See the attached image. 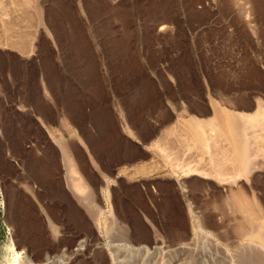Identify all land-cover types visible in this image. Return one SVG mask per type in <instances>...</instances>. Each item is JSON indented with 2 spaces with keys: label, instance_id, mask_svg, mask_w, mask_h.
<instances>
[{
  "label": "rangeland",
  "instance_id": "1",
  "mask_svg": "<svg viewBox=\"0 0 264 264\" xmlns=\"http://www.w3.org/2000/svg\"><path fill=\"white\" fill-rule=\"evenodd\" d=\"M259 100L264 0H0V264H241L232 207H217L234 181L182 171L211 156H184V118ZM263 124L249 128L255 177H240L262 205Z\"/></svg>",
  "mask_w": 264,
  "mask_h": 264
},
{
  "label": "bare ground",
  "instance_id": "2",
  "mask_svg": "<svg viewBox=\"0 0 264 264\" xmlns=\"http://www.w3.org/2000/svg\"><path fill=\"white\" fill-rule=\"evenodd\" d=\"M226 105H230V104L226 103ZM232 107H234V106H232ZM246 113L247 112H243V113L237 112V111H235V109L232 110V109H229L225 106H221L220 113H217V111H216L212 118L208 117V119H201V118H198L196 115L186 116V118H184V125L192 132V134L189 132L188 133L190 134V136L191 135L193 136L192 138L194 139V142L191 144V147H188L189 145L187 146L188 148L185 146L186 150H188L189 148L190 149L188 151H184V156L186 154L185 152L189 153L190 150L192 151L193 147L194 148L196 147V146H193L194 144L197 145L196 149H198V147H199L200 150H198V151H201L202 154L203 153L205 154L206 152H210L211 156H209V158L206 159V161L209 159V161L207 163L204 162V164L206 163L207 165L202 164V167L199 166V168H198V166H197V168H195L193 166L194 164H191L192 166H190L189 162L191 163V161L188 162L187 160H186L188 162L187 164H189V165H186L185 161L183 162L180 160L179 166L181 165V162L184 163L186 165V167L184 165H182V166H184L182 168L183 169L182 171H184V169H185L188 171L189 174L191 173L190 175H193V174L201 175L203 173L202 177L208 178L209 177L208 175H212V176L218 177V179H220V180H224L226 178L225 176L233 179L234 184L236 183L237 187L236 188L232 187L234 185L232 182V186H230V188H228L229 189V193H227L228 195L226 196V198L224 199V201L222 203L217 205V207L219 208L218 210H220V208L225 206V205H227V206L229 205V207L230 206L232 207L230 209L233 210V212L232 211L231 212L234 213L233 215L235 217L234 218L235 233L237 235V238L242 242V246L245 245V246H243V247H245V250H241L243 252L240 256L241 264H264V205H262L260 203V201L256 197L255 193L252 191V189H251L252 192L250 193V192H247L246 190H244V188H242V186L244 185V182H242V180H240V177L242 178L243 176L244 177H250V178H252V176H253V178L255 177L252 174L254 172V168H256L254 166V164H255L254 159L256 158L255 156L258 153L255 154V156L253 155L255 152L251 153V149L253 148L252 142H254L252 140H254V138H253L252 133H250L249 128L251 126H253V127L258 126L259 127L260 124L262 125V123H264V103L261 102V100H259V102L257 103V109L254 111V113H252V114H246ZM65 118L63 120L61 119L62 128L64 127V129L66 131L71 129V130H73V133H74L72 135V132H71V135L72 136H74V135L78 136L77 135L78 133L76 132L74 126L69 125V121ZM204 124H206V125L209 124L210 127H212V129H210L208 127L211 130V132L210 131L208 132L206 130ZM261 125H260V128L262 127ZM250 129H252V128H250ZM189 130H187V131H189ZM261 130L262 129H260V131ZM50 131L52 134H54L53 136L56 138L58 146L60 147L61 152L63 153V163H64L65 172H66L67 186L69 187L71 192L77 197L78 201L81 204L85 205L88 208V210L95 211L94 206H96V205H94L95 197H94L93 189H91L92 187L89 186L86 178L81 174V171H79V169H78L79 167H77L76 162L72 158V154L69 153L68 148H67L68 147V144H67L68 141L66 139L67 137L65 138L63 136V134L56 135V133H54V131L52 132V128ZM256 131H257V129H256ZM257 132H259V131H257ZM67 134H68V131H67ZM261 136L258 138H260V140L263 141V145H264V136H262V138H261ZM174 138H175V136H174ZM184 140L185 139H183V141ZM177 141H176V143H177ZM179 142H181V140ZM188 142H190L189 139H188ZM188 142H187V144H189ZM260 142H258V144ZM187 144H185V145H187ZM156 146H157V144H156ZM263 147H261V148H263ZM159 149H161V148L159 147ZM166 149H167V147H166ZM169 151H171V150L169 149ZM165 152L166 151H164V154L166 157L167 152L166 153ZM221 153H222V155H221L222 158L218 159L217 156L220 155ZM197 154H199V153H197ZM171 155H172V153H171ZM173 155H177V154H173ZM169 156H170V154H169ZM188 156H190V155L188 154L187 158H188ZM194 156H195V154H194ZM262 156H264V155H262ZM159 157H160V155H159ZM167 157H168V155H167ZM197 157H199V156H197ZM166 158H165V160H166ZM182 159H185V157ZM195 160H197V159L195 158ZM177 161H179V160H177ZM198 161H199V159H198ZM202 161H203V159H202ZM172 162H175V161L173 160ZM197 163L199 165L202 162H200V163L197 162ZM256 166H258V165H256ZM175 168H176V166H175ZM177 168H178V166H177ZM259 172H260V170H259ZM188 173H185V175ZM189 174H188V176H189ZM229 183H230V181H229ZM25 188H28V187H25ZM91 213H93V212H91ZM50 222L52 223V221H50ZM51 228H52V231L54 234L57 233L58 228L55 225L51 224ZM240 246H241V244H240ZM242 246H241V248H243ZM18 259L20 260L21 258H18Z\"/></svg>",
  "mask_w": 264,
  "mask_h": 264
}]
</instances>
